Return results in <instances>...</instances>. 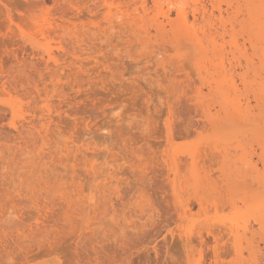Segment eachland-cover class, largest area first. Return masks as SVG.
<instances>
[{"label":"rangeland","instance_id":"obj_1","mask_svg":"<svg viewBox=\"0 0 264 264\" xmlns=\"http://www.w3.org/2000/svg\"><path fill=\"white\" fill-rule=\"evenodd\" d=\"M143 1L134 37L115 17ZM218 1L168 14L186 5L199 38L225 25L203 55L160 12L152 29L151 0H0V264H264V37Z\"/></svg>","mask_w":264,"mask_h":264},{"label":"bare ground","instance_id":"obj_2","mask_svg":"<svg viewBox=\"0 0 264 264\" xmlns=\"http://www.w3.org/2000/svg\"><path fill=\"white\" fill-rule=\"evenodd\" d=\"M105 1L107 2V0H105ZM151 1H152V3H153L152 8L156 9V11H157V14H156V15H157V19H156V15H155L154 12L152 11V12H153V16L155 15L154 17H155V19H156V22L160 21V20H158V16H159L158 12H160V13L162 14V15L160 14V15H161V18L163 17L164 19H167V21H170V22H168V23H167V21H166V23L170 26V30H171V32H173L174 29H175V30L178 29V31L176 30V32H175L176 35H177V33H178V36L180 35L179 37L183 38L182 34H180L181 32L179 31V29H180V28H181V29L184 28L185 30H181V31L184 32L183 35L186 34L187 37L192 38V39L195 41V43H194V41H193L192 39H190L191 41H193V44H195V46H197V48H199V52H200V53L203 52L204 49H205V51L208 49V48L206 49V48L202 47V41H203L204 39L208 40L209 42H212V41L215 40L216 37H220V38L222 37V38H223V36L226 34V33H225V32H226V27H225V25H224L223 23H221V24L224 25V27L221 25V26L223 27V29L221 28V30H223V31L218 30V31H220V33L222 32V34H220V33H218V32H215V31H214L215 33H212L211 31H209V32L207 31V32L209 33L208 35H207L206 33L203 32V31H204V30H203V26H204V25L202 24V29H201L202 31H201V34H202V32H203V35H202V37L200 36L201 38H199V37H197V34H196V31H198V30L195 29L196 31H194V28L196 27V25H195V27H194V25H193L194 23H193L192 21H191V22H192L193 24H192L191 22H188V21H190V20H188V17H187L186 12H185L186 10L182 8V7H186V5H183V6H182V4H183L184 1H183L182 4H181L182 7H181L180 9H177V10H176L177 17H178L180 20H182V21H179V22L182 23V24L180 25L181 27H180V26H176L177 24H176L175 22L172 24V22H173L172 20H170V19L168 20V14H169V12H170V9H171L172 7H176V6H174V5H175V4H174L175 0H151ZM213 1H214V0H213ZM215 1H216V4H217V2L220 3L218 0H215ZM235 1H237V0H235ZM262 1H263V2H262ZM262 1H261V0H258L259 5H260V6H258V5H257L258 2L256 3V5H254L255 2H256V0H242V2L244 3L243 6L245 5V6H244V7H245V13H246V15H247V17H248V20H249L250 24H251V23H252V24L254 23V25H257V27H256V31H257V30L260 31V32L257 31V33H256V32H253V33H255L257 36H261V38L264 37V29H263V28H264V25H262V24H264V22H260V19H261V20L264 19V16H263V15H264V11L262 10V9H264V8H263L264 4H263V5L261 4V3H264V0H262ZM109 2H110V1H108L107 4H109ZM140 2H142V1H140ZM176 2H178V0H176ZM176 2H175V3H176ZM242 2H241V3H242ZM260 2H261V3H260ZM185 3H186V2H185ZM196 3H197V2H196ZM196 3H194V4H196ZM228 3H230V2L228 1ZM228 3H227V5H228ZM105 4H106V3H105ZM110 4H111V3H110ZM110 4H109V5H110ZM142 4H144V1H143V3H140V6H141ZM145 4H146V3H145ZM145 4L142 5V7L140 8V10H141L140 12L138 11L139 8H138V9H135V11H134L135 13L133 12L134 9L131 10V11L133 12L132 15H134V17H133V16L131 17V13H130L129 17H128V14H129V13L126 14V15H124V14L122 15L121 12H123V11H119V12H120V13H119L118 10L116 9V11H117L119 14L117 13V14H118V17H117V15H116V17H115V16H114V17H115V18H118V19H120V20H122V18L124 19V20L121 21V23H120L118 20H116V23H117V21H118V23L120 24V26L122 25L123 27H125V30H126L127 27L124 26L125 24L123 25V23H122L123 21H124V23H126V25H127V23H128V24L130 23L132 29H133V27H134V28H137L138 25H136V24L140 23L141 21L144 22V21H145L144 19H147V18H148V16L145 17V15H146V9H145L146 6H145ZM162 4H163V5H162ZM164 4H165V6L167 5L166 7H167V9H169V11H167V10L165 11V10H164V12H162V11H163V7H162V6H164ZM179 4H180V3H179ZM149 5H150V4H149ZM176 5H177V4H176ZM196 5H197V4H196ZM196 5H195V6H196ZM209 5H210V4H209ZM211 5H212V4H211ZM214 5H215V4H214ZM219 5H220V4H219ZM227 5H226V6H227ZM241 5H242V4H241ZM261 5H262V8H261ZM135 6H136V5L134 4V7H135ZM168 6H169V7H168ZM193 6H194V5H193ZM216 6H217V5H216ZM216 6H215V7H216ZM243 6H242V8H243ZM256 6H257L258 8H261V9H260V10H257V7H256ZM144 7H145V8H144ZM150 7H151V6H150ZM170 7H171V8H170ZM197 7H198V6H197ZM202 7H203V6H202ZM202 7H201V8H202ZM205 7H206V6H205ZM211 7H212V6H210V8H211ZM213 7H214V6H213ZM215 7H214V8H215ZM217 7H218V6H217ZM219 7H220V6H219ZM219 7H218V8H219ZM238 7H239V6H237V8H238ZM240 7H241V6H240ZM176 8H177V7H176ZM176 8H175V9H176ZM178 8H179V6H178ZM188 8H189V7H188ZM203 8H204V7H203ZM218 8H215V9H218ZM198 9H199V8H198ZM198 9L195 7V8L193 9V11H192V13H193V19H194L193 21H195V19H196V17H197L196 15H198V14L200 15V14L203 12V11L200 12V11H199L200 9H199V10H198ZM211 9H212V8H211ZM220 9H221V8H220ZM230 9H231V8H230ZM240 9H241V8H240ZM148 10H150V9H148ZM201 10H203V9H201ZM242 10H243V9H242ZM261 10H262L263 13H261ZM112 11H113V10H112ZM124 11H126V10H124ZM216 11H217V10H216ZM218 11H219V9H218ZM259 11H260V12H259ZM110 12H111V11H110ZM127 12H130V11L128 10ZM147 12H148V11H147ZM150 12H151V11H150ZM208 12H211V11L209 10ZM220 12H221V11H220ZM220 12H218V13H219V17L222 18V15H221L222 13H220ZM222 12H223V11H222ZM225 12H226V11H225ZM243 12H244V11H243ZM243 12H242V13H243ZM258 12H259V13H258ZM107 13H108V12H107ZM115 13H116V12H115ZM123 13H124V12H123ZM204 13H206L205 10H204V12L202 13L201 17H200V16H199V17L203 19V18L205 17ZM233 13H234V12H233ZM233 13H232V15H233ZM113 14H114V13H113ZM120 14H121V15H120ZM230 14H231V12H230ZM240 14H241V13H240ZM64 15H65V14H64ZM64 15H63V16H64ZM114 15H115V14H114ZM206 15H207V13H206ZM210 15H213V17L215 16L214 14H208V17H209ZM220 15H221V16H220ZM246 15H245V16H246ZM259 15H260L261 17H260ZM66 16H67V15H66ZM108 16H109V15H108ZM70 17H71V16H70ZM114 17H113V18L111 17L112 20L115 19ZM119 17H120V18H119ZM208 17H207V20L205 19L207 22L210 20V19H208ZM226 17H227V16H226ZM230 17H231V16H230ZM235 17H236V15H235ZM238 17H239V16H238ZM61 18H66V17H61ZM61 18H60V19H61ZM205 18H206V17H205ZM210 18H211V17H210ZM227 18H228V17H227ZM241 18L243 19V17H241ZM241 18H240V19H241ZM71 19H72V18H71ZM137 19H138V20H137ZM152 19H154V18L152 17ZM155 19H154V20L149 19V20H150V22H151V21L155 22ZM202 19H200V20H202ZM215 19H218V18L216 17ZM224 19H225V18H224ZM240 19H239V20H240ZM67 20H68V19H66V21H67ZM69 20H70V19H69ZM136 20H137V21L141 20V21L137 22ZM147 20H148V19H147ZM157 20H158V21H157ZM218 20H219V19H218ZM218 20H217V22H218ZM228 20H229V18H228ZM228 20H227V21H228ZM246 20H247V19H246ZM64 21H65V20H64ZM71 21H72V20H71ZM71 21H70V22H71ZM114 21H115V20H114ZM130 21H131V22H134L135 25H134L133 23H131ZM176 21H177V20H176ZM202 21H203V20H202ZM206 21H205V22H206ZM214 21H215V20H214ZM222 21H223V20L221 19V22H222ZM243 21H244V19H243ZM256 21H257V22H256ZM263 21H264V20H263ZM46 22H47V21H46ZM136 22H137V23H136ZM156 22H155V23H156ZM203 22H204V21H203ZM207 22H206V24H207ZM224 22H226V19H225ZM229 22H230V20H229ZM235 22H236V21H235ZM245 22H247V21H245ZM249 22H248V23H249ZM51 23H52V22H51ZM53 23H54V22H53ZM109 23L111 24L110 18H109ZM109 23H107V25H108ZM145 23H147V21H145L144 24H145ZM155 23H154V24H155ZM164 23H165V21H164ZM164 23H163V21H162V22H158V23H156V25L153 24L154 27H152V29L154 28V29L156 30L155 32H156V33L159 32V34H160V33L164 32V31L166 30L165 28H166V25H167V24H166V23L164 24ZM189 23H191V25H190ZM219 23H220V21H219ZM236 23H237V22H236ZM236 23H235V24H236ZM240 23H241V22H240ZM47 24H48V23H47ZM61 24H62V23H61ZM140 24H142V22H141ZM140 24H139V25H140ZM174 24H175V25H174ZM179 24H180V23H179ZM188 24H189V25H188ZM198 24H199L198 26H200V23H198ZM204 24H205V23H204ZM211 24H212V23H211ZM228 24H229V23H228ZM230 24H231V22H230ZM243 24H244V23H243ZM49 25H51V24H49ZM53 25H54V24H53ZM58 25H59V23H58ZM112 25H114V24H112ZM112 25H110V26H112ZM151 25H152V24H151ZM164 25H165V26H164ZM171 25H172V26L174 25V26L172 27ZM187 25H188V26H187ZM232 25H233V24H232ZM232 25H230L229 28H232V27H233ZM247 25H249V24H247ZM254 25H253V27H254ZM62 26H63V24H62ZM110 26H108V28H110ZM120 26H119V27H120ZM127 26L129 27L130 25H127ZM141 26H142V25H141ZM145 26H146V25H145ZM169 26H167V27H169ZM189 26H190V27H189ZM198 26H197V27H198ZM206 26L208 27V24H207ZM243 26L245 27V25H243ZM250 26H251V25H250ZM262 26H263V27H262ZM49 27H50V26H49ZM49 27H48V28H49ZM52 27H53V26H52ZM59 27H61V26L59 25ZM65 27H66V26H65ZM65 27H64V28H65ZM69 27H70V26H69ZM74 27H75V26H74ZM131 27H129V28L131 29ZM139 27H140V26H139ZM143 27H144V26H143ZM178 27H179V28H178ZM186 27H187V28H190V30H192L193 33L190 32L189 29H187ZM193 27H194V28H193ZM209 27H210V26H209ZM44 28H45V27H44ZM48 28H47V29H48ZM57 28H58V27H57ZM57 28H55V29H57ZM173 28H174V29H173ZM198 28H199V27H198ZM198 28H197V29H198ZM200 28H201V27H200ZM200 28H199V29H200ZM210 28H211V27H210ZM224 28H225V29H224ZM241 28H242V26H241ZM246 28H247V27H246ZM53 29H54V28H53ZM55 29H54V30H55ZM61 29L63 30V28H60L59 30H61ZM65 29H66V28H65ZM69 29H70V28H69ZM111 29H113V28L111 27ZM114 29H116V28H114ZM138 29H142V31H143L144 28H138ZM39 30H40V29H39ZM48 30H50V28H49ZM48 30H46V31H48ZM108 30H109V29H108ZM117 30H119V29L117 28ZM133 30H135V29H133ZM136 30H137V29H136ZM136 30H135V31H136ZM168 30H169V28H168ZM186 30H187V31H186ZM207 30H208V29H207ZM224 30H225V31H224ZM232 30H233V29H232ZM232 30H231V31L229 30V31H228V34H229V32H231V33L229 34V38L231 39L230 42H231V45H232V46L234 45L235 48H236V45L238 44V42H237V44H236V41L233 40V39H235L234 36H235L236 34L234 35V30H235V29H234L233 31H232ZM248 30H249V31H247V30H246V31L248 32V35H250V34L252 33V27H251V28H248ZM253 30H255V27L253 28ZM43 31H45V30L43 29ZM50 31H52V30H50ZM56 31H57V30H56ZM64 31H66V30H63L62 32H64ZM127 31H128V29H127ZM135 31H133V32H135ZM146 31L149 32V30H146V28H145V33H146V35H147V32H146ZM161 31H162V32H161ZM188 31L190 32V34H189ZM199 31H200V30H199ZM205 31H206V30H205ZM261 31H262V33H261ZM52 32H53V31H52ZM128 32H129V31H128ZM165 32H167V31H165ZM168 32H169V31H168ZM185 32H187V33H185ZM210 32H211V33H210ZM223 32H224L225 34H223ZM232 32H233V33H232ZM258 32H259V33H258ZM39 33H40V32H39ZM41 33H42V32H41ZM46 33H47V32H46ZM68 33H69V32H68ZM122 33H123V32H122ZM130 33H132V31H131ZM137 33L140 34V33H143V32H141L140 30H139V32L136 31V32L133 34V36H134L135 34H137ZM145 33H144V34H145ZM173 33H174V32H173ZM173 33H172V34H173ZM191 33H192L193 35H192ZM253 33L251 34V36H249V38H250V37H253V35H254V37H255L254 40H255V43H256V39H258V37H256L255 34H253ZM260 33H261L262 35H260ZM50 34H51V33H50ZM50 34H48V35H50ZM123 34H124V33H123ZM128 34H129V33H128ZM163 34H165V33H163ZM168 34H169V33H168ZM188 34H189V35H188ZM258 34H259V35H258ZM39 35H40V34H39ZM41 35H42V38H43V36H45V34H41ZM120 35H121V34H120ZM129 35H131V34H129ZM129 35H127L128 38H129ZM154 35H155V34H154ZM160 35H161V34H160ZM166 35H167V34H166ZM238 35H239V34H238ZM238 35H237V36H238ZM125 36H126V35H125ZM133 36H132V38H133ZM140 36H142V34H141ZM147 36H149V33H148ZM147 36H144V37H147ZM178 36L173 37V39L175 40L176 38H178ZM190 36H191V37H190ZM134 37H136V35H135ZM187 37L184 38V40L187 39ZM48 38H49V36H48ZM125 38H126V37H125ZM132 38H129V40L132 39ZM140 38H141V37H140ZM222 38H221V39H222ZM261 38L259 37V39H261ZM44 39H47V36L44 37ZM50 39H51V38H50ZM50 39H47V40H50ZM135 39H136V38H135ZM141 39H142V38H141ZM145 39H146V38H145ZM178 39H179V38H178ZM223 39H224V38H223ZM244 39H245V38H244ZM244 39H243V40H244ZM247 39H248V38H247ZM250 39H251V38H250ZM41 40H42V39H41ZM133 40H134V38H133ZM142 40H144V39H142ZM165 40H166V39H165ZM174 40H172V41H174ZM176 40H177V39H176ZM184 40H183V42H184ZM206 40H205V41H206ZM228 40H229V39H228ZM262 40H264V39H262ZM35 41H36V40H35ZM37 41H38V39H37ZM37 41H36V42H37ZM127 41H128V40H127ZM130 41H131V40H130ZM146 41H147V40H146ZM146 41H145V42H146ZM172 41H171V42H172ZM246 41H247V40H246ZM30 42H34V41H32V39H31V40L29 41V43H30ZM39 42H40V41H38V44H39ZM42 42H43V41H42ZM42 42H40V44H41ZM131 42H133V41H131ZM138 42H140V41H138ZM142 42H143V41H142ZM145 42H143V43H145ZM148 42H149V41H148ZM164 42H165V41H164ZM167 42L169 43V40H166V43H167ZM174 42H175V41H174ZM174 42H173V43H174ZM185 42H186V40H185ZM206 42H207V41H206ZM249 42H250L249 44H253V45L255 46V43H252V42H253L252 39H251V41L249 40ZM34 43H35V42H34ZM43 43H44V42H43ZM43 43H42V44H43ZM228 43H229V42H228ZM263 43H264V42H263ZM138 44H139V43H138ZM140 44H141V43H140ZM175 44H176V43H175ZM178 44H179V42H178ZM187 44H188V42H187ZM196 44H197V45H196ZM207 44H208V42H207ZM210 44H211V43H210ZM229 44H230V43H229ZM258 44H259V43H258ZM261 44H262V43H261ZM35 45H36V44H35ZM45 45H46V44H44L43 46H45ZM169 45H170V44H169ZM203 45H204V44H203ZM259 45H260V44H259ZM262 45H263V44H262ZM170 46H171V45H170ZM174 46H175V45H174ZM174 46H173V49H175V48L177 47V45L175 46V48H174ZM204 46H205V45H204ZM206 46H207V45H206ZM211 46H214V47H215V42H213V44H212ZM211 46H210V48H212ZM222 46H223V45H222ZM222 46H221V47H222ZM234 46H233V48H234ZM32 47H33V46H32ZM171 47H172V46H171ZM238 47H239V45H238ZM235 48H234V49H235ZM239 48H240V47H239ZM239 48H237V50H239ZM200 49H203V51H201ZM214 49H215V48H212L211 51L213 52ZM234 49H231V50L233 51ZM258 49H259V48H258ZM262 49H263V48H262ZM39 50H40V49H39ZM176 50H177V49H176ZM196 50H197V49H196ZM221 50H222V49H221ZM237 50H235V52H237ZM259 50H260V49H259ZM205 51H204V52H205ZM218 51H219V50H218ZM241 51H242V50H241ZM241 51H240V52H241ZM34 52H35V51H34ZM41 52H42V51H41ZM41 52H39V53H41ZM45 52H46V51H45ZM199 52H198V53H199ZM240 52L238 51V53H237L238 56H239V53H240ZM244 52H245V51H244ZM261 52H262V54H263L264 50H263V51L261 50L259 53H261ZM39 53H38V54H39ZM51 53H52V52H51ZM51 53H50V55H51ZM200 53H199V55H198V59L201 58V57L199 58ZM230 53H231V52H229V54H230ZM241 53H242V52H241ZM241 53H240V55H241ZM259 53H258V54H259ZM201 54H203V53H201ZM209 54H210V53H209ZM216 54H217V55L212 54V57H215V56H216V58L219 59V62H220L219 65H220V67H221V66H225V65H224V62H223V60H224V55H225V54L223 55L221 52H217ZM227 54H228V53H227ZM231 54H232V53H231ZM233 54H234V53H233ZM233 54H232V55H233ZM244 54H245V53H244ZM244 54H242V55H244ZM258 54H257V55H258ZM41 55H43V54H41ZM48 55H49V54H48ZM53 55H54V54H53ZM153 55H154V54H153ZM203 55H204V54H203ZM210 55H211V54H210ZM260 55H261V54H260ZM260 55H259V56H260ZM205 56H206V55H205ZM233 56H235V55H233ZM238 56H237V57H238ZM244 56H245V55H244ZM263 56H264V54H263ZM229 57H230V56H229ZM229 57H228V58H229ZM247 57H249V56H247ZM49 58H51V57H49ZM68 58H69V57H68ZM210 58H211V57H210ZM230 58H231V57H230ZM234 58H235V57H234ZM240 58H241V57H240ZM242 58H246V57H242ZM242 58H241V59H242ZM202 59H203V60H202ZM202 59H200L201 62H202V61L205 62V59H207V57L204 59L203 56H202ZM208 59H209V58H208ZM218 59H217V60H218ZM237 59H238V58H237ZM247 59H248V58H247ZM247 59H244V61H245V60L247 61ZM249 59H250V58H249ZM249 59H248V61H249ZM256 59H257V58H256ZM231 60H232V59H231ZM238 60H239V59H238ZM238 60H236L237 63L240 62V61H238ZM242 60H243V59H242ZM228 61H229V60H228ZM228 61H227V62H228ZM250 61H251V60H250ZM198 62H200V61H197V57H196V60H195V62H193V63H195L196 66H197V64H198L197 67H200V68H201L202 66H199V65L202 64V63H204V62H202V63H201V62L198 63ZM207 62H208V61H207ZM210 62H211V63H210ZM210 62H208V63L210 64V66L212 67V69H214L215 67L212 66V65H213V63H215V62L212 63L211 60H210ZM225 62H226V61H225ZM193 63H192V64H193ZM228 63H229V62H228ZM237 63H236V64H237ZM244 63H245V62H244ZM261 63H263V62H261ZM261 63H260V64H261ZM195 64H194V66H195ZM204 64H205V63H204ZM209 64H208V65H209ZM240 64H241V63H240ZM247 64H249V63H247ZM214 65H215V64H214ZM216 65H217V64H216ZM228 65H229V64H228ZM230 65H231V63H230ZM253 65H254V64H253ZM234 66H235V65H234ZM234 66H233V67H234ZM238 66H239V65H238ZM263 66H264V64H263ZM197 67H196V68H197ZM204 67H205V66H204ZM204 67H202V68L204 69ZM211 67H210V68H211ZM216 67H218V66H216ZM226 67H228V66L226 65ZM261 67H262V66H261ZM180 68H181V67H180ZM182 68H183V67H182ZM221 68H222V67H221ZM230 68H231V67H230ZM262 68H264V67H262ZM217 69H218V71H219L220 68L218 67ZM223 69H224V68H223ZM205 70H206V69H204L203 71L205 72ZM207 70H208V69H207ZM229 70H230V69H229ZM229 70H228V71H229ZM197 71H198V70H197ZM210 71H211V70H210ZM210 71H208V72H210ZM213 71L215 72V69H214ZM216 71H217V70H216ZM224 71H225V70H224ZM201 72H202V71H201ZM197 73H198V72H197ZM216 73H217V72H216ZM220 73H221V72H220ZM223 73H225V72H223ZM8 74H9V73H8ZM203 74H204V73H203ZM206 74H207V73H206ZM209 74H210V73H209ZM210 75H213V74H210ZM210 75H209V76H210ZM241 75H242V74H241ZM6 76H7V75H6ZM6 76H5V77H6ZM245 76H246V75H245ZM202 77H203V76H202ZM203 78H204V77H203ZM240 78H241V77H240ZM204 79H205V78H204ZM232 79H233V78H232ZM241 81H242V83H245V82H246V81H245V78H244V79H241ZM244 81H245V82H244ZM230 82H231V81H230ZM260 83H261V82H260ZM226 84H227V83H226ZM2 85H4V84H2ZM210 85H211V83H210ZM210 85H208V88H209ZM244 85H245V84H244ZM258 85H259V84H258ZM260 85H261V84H260ZM220 86H221V85H220ZM220 86L218 85V87H220ZM10 87H11V86H10ZM213 87H214V86H213ZM222 87H223V86H221L220 89H222ZM245 87H246V85H245ZM259 87H260V86H259ZM215 88H217V87H214V89H215ZM227 88H229V87H227ZM230 88H232V85H230ZM230 88H229V89H230ZM256 88H257V87H256ZM218 89H219V88H218ZM220 89H219V90H220ZM232 89H236V88L234 87V88H232ZM232 89H231V90H232ZM254 89H255V88H254ZM259 89H261V90L263 91V92H262V91H261V92L264 93V89H263L262 85H261V88H259ZM4 91H5V90H4ZM208 91H209V89H208ZM213 91H215V90H213ZM213 91H212V92H213ZM233 91H234V90H233ZM254 91H255V90H254ZM256 91H257V89H256ZM256 91H255V93H257ZM258 91L260 92V90H258ZM218 92L220 93L221 90L218 91ZM218 92H217V93H218ZM259 92H258V93H259ZM261 92H260L259 95H258V94H257V95H258V97L261 96L262 98H264V97H263L264 95L262 96V95H261ZM32 93H33V92H32ZM213 93H214V92H213ZM222 93H223V91H222ZM255 93H254V94H255ZM210 94H211V93H210ZM217 95H219V94H217ZM223 95H224V94H223ZM261 97H260V98H261ZM223 98H226V97H223ZM259 100H260V99H259ZM227 101H228V100H227ZM227 101H226V102H227ZM226 102H225V103H226ZM263 102H264V101H263ZM43 103H45V101H44ZM202 103H203V102H202ZM30 104H31V103H30ZM227 104H228V103H227ZM167 105H168V104H167ZM168 107H169V106H168ZM170 108H171V107H170ZM199 108H200V107H199ZM56 109H57V108H56ZM171 109H172V108H171ZM225 109H226V108H225ZM11 110H12V109H11ZM234 110H235V113H237V114H236V115H237V118L239 117V115H241V114L243 115V113H244V112H243L244 110H242V112L240 113L241 110H240L239 107H238V109H237V108H236V109L234 108ZM238 110H239V112H237ZM247 110H248V109H247ZM169 112H170V110H169ZM248 112H249V111H247V113H246V110H245L246 115L248 114V116H249L250 113H248ZM11 113H12V112H11ZM170 113H171V112H170ZM198 113H199V112H198ZM233 113H234V112H233ZM245 113H244V114H245ZM199 115H200V114H199ZM242 115H241V117H242ZM230 116H231V115H230ZM243 116L245 117V115H243ZM248 116H247V117H248ZM172 117H173V116H172ZM231 117H234V116H231ZM235 117H236V116H235ZM235 117H234V118H235ZM247 117H245V118H247ZM242 118H243V117H242ZM231 119H232V118H231ZM235 119H236V118H235ZM236 120H237V119H236ZM233 121H234V120H233ZM30 122H31V121H30ZM44 123H45V122H44ZM24 128H25V127H24ZM30 132H31V131H30ZM43 140H44V139H43ZM66 151H67V150H66ZM79 193H80V192H79ZM79 193H78V195H79ZM80 194H81V193H80ZM62 197H63V196H62ZM79 197H80V195H79ZM66 199H68V197H66ZM66 199H65V204H66ZM63 200H64V198H63ZM33 202H34V201H33ZM35 202H36V201H35ZM68 203H69V201H68ZM68 203H67V204H68ZM38 225H39V224H38ZM38 225H36V227H37ZM35 230H36V229H35ZM38 230H39V227H38ZM29 232H30V231H29ZM32 232H37V231H34V229H33ZM41 233H42V232H41ZM43 233H44V232H43ZM210 233H211V232H210ZM211 234H212V233H211ZM215 235H216V234H215ZM215 235H214V233L212 234V236H214V237H215ZM220 236H221V235H220ZM214 240H216L215 242H217V240H219V238H216V237H215ZM214 249H215V248H214ZM213 252H214V250H213ZM217 252H218V251L216 250V251H215V254H216V255H215V258H218V256H219V254L217 255ZM217 261H218V260H216V262H217Z\"/></svg>","mask_w":264,"mask_h":264}]
</instances>
